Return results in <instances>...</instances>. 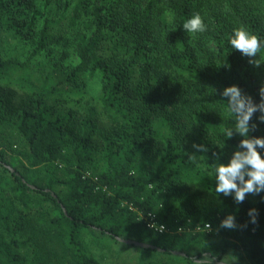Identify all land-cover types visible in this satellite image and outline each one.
<instances>
[{
	"label": "trees",
	"instance_id": "1",
	"mask_svg": "<svg viewBox=\"0 0 264 264\" xmlns=\"http://www.w3.org/2000/svg\"><path fill=\"white\" fill-rule=\"evenodd\" d=\"M197 13L207 30L186 32ZM241 26L264 40V0H0V264H103L100 245L264 264V192L215 191L244 139L223 90L264 86V48L256 67L229 42Z\"/></svg>",
	"mask_w": 264,
	"mask_h": 264
},
{
	"label": "clouds",
	"instance_id": "2",
	"mask_svg": "<svg viewBox=\"0 0 264 264\" xmlns=\"http://www.w3.org/2000/svg\"><path fill=\"white\" fill-rule=\"evenodd\" d=\"M183 29L188 33H203L207 30V25L202 17L197 13L183 24ZM233 49L238 50L245 57H249V63L259 67L261 64L256 59L261 48H264V40L259 36L250 33L245 27L241 26L233 30L229 40ZM230 67V65H228ZM227 98L228 109L235 116L234 129L226 131L230 139L238 133L244 137L238 145V150L232 155L230 162L225 165H216V188L217 194L230 196L234 193V200L237 204L242 203L249 194L258 195L264 192V158L259 149H264V137L250 136L257 125L251 124L255 113L259 112V121L264 123V86L259 90L261 97L259 103H255L250 95H246L237 85L226 87L222 93ZM198 151L207 152L204 145H193ZM195 159V157H191ZM258 212L255 208L249 210L251 223L257 222ZM154 226L151 224L150 227ZM211 229V225H206ZM246 226V225H245ZM221 228H237L235 216L229 214L220 224ZM159 230H165L164 225H159ZM193 264H213V261L204 255L201 259L193 258Z\"/></svg>",
	"mask_w": 264,
	"mask_h": 264
},
{
	"label": "rangeland",
	"instance_id": "3",
	"mask_svg": "<svg viewBox=\"0 0 264 264\" xmlns=\"http://www.w3.org/2000/svg\"><path fill=\"white\" fill-rule=\"evenodd\" d=\"M95 88V87H94ZM91 244L94 243L91 241ZM96 246V245H95ZM92 247V251L100 258L103 264H136L137 253L133 250H129L122 247L112 246H96ZM234 264H248L247 258H235Z\"/></svg>",
	"mask_w": 264,
	"mask_h": 264
},
{
	"label": "water",
	"instance_id": "4",
	"mask_svg": "<svg viewBox=\"0 0 264 264\" xmlns=\"http://www.w3.org/2000/svg\"><path fill=\"white\" fill-rule=\"evenodd\" d=\"M11 170L13 171V169H11ZM32 188H34V187H32ZM118 240H119V242H122V243L127 244V245H135L137 247H142V248H147V249H157L158 251H161V252L165 251V250H163L161 248H156V247H154L152 245L136 242V241H133V240H123V239H120V238H118ZM173 254L180 255V256H186L184 253L177 252V251L173 252ZM219 264H226V263H219Z\"/></svg>",
	"mask_w": 264,
	"mask_h": 264
},
{
	"label": "built area",
	"instance_id": "5",
	"mask_svg": "<svg viewBox=\"0 0 264 264\" xmlns=\"http://www.w3.org/2000/svg\"><path fill=\"white\" fill-rule=\"evenodd\" d=\"M146 219L148 221L149 227H150L151 224H154V226H152L150 228L154 229L155 231H157L159 233L168 232L166 227H165V230L163 232H161L159 230V224L156 221V215L155 214H150ZM207 229H209V228L207 227Z\"/></svg>",
	"mask_w": 264,
	"mask_h": 264
}]
</instances>
